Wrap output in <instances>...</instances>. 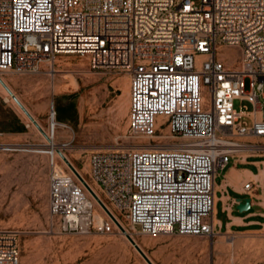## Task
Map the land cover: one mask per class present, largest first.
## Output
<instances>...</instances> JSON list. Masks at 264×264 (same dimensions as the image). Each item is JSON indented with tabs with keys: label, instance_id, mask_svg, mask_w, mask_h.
<instances>
[{
	"label": "built area",
	"instance_id": "built-area-1",
	"mask_svg": "<svg viewBox=\"0 0 264 264\" xmlns=\"http://www.w3.org/2000/svg\"><path fill=\"white\" fill-rule=\"evenodd\" d=\"M221 47L241 51L238 69L218 58ZM65 55L129 76L127 131L148 143L89 154L88 181L75 171L95 200L68 167L67 145L50 140L49 230L211 238L217 175L242 150L264 152L240 141L264 139V0H0V74H55ZM236 100L252 109L238 112ZM20 254V233L0 230V264Z\"/></svg>",
	"mask_w": 264,
	"mask_h": 264
},
{
	"label": "rangeland",
	"instance_id": "rangeland-1",
	"mask_svg": "<svg viewBox=\"0 0 264 264\" xmlns=\"http://www.w3.org/2000/svg\"><path fill=\"white\" fill-rule=\"evenodd\" d=\"M217 56L226 67L239 68L238 48L221 47ZM46 70L35 75L9 73L13 80L9 86L46 131L51 125L50 109L54 108L55 122L67 126L56 127L54 142L67 145L65 153L86 181L84 171L91 152L129 150L148 143L129 137L127 131L128 75L96 73L90 69L88 59L78 55L58 57L54 66L58 73ZM52 83L58 88L53 90ZM249 86L250 80L246 79L245 91ZM260 102L264 114V99ZM234 106L238 112L252 109L246 101L236 100ZM157 122L160 125L162 118ZM242 122L250 125L247 118ZM21 126L24 129L20 130ZM43 136L11 100H6L0 87V230L20 233L21 260L27 247L35 264H146L126 237H68L49 230L48 159L36 152L44 149ZM11 146L22 150L11 151ZM134 238L148 255L155 250L149 243L167 239L142 235ZM216 240L200 239L194 245L199 248L196 255L177 257L166 264H264V232Z\"/></svg>",
	"mask_w": 264,
	"mask_h": 264
},
{
	"label": "crops",
	"instance_id": "crops-1",
	"mask_svg": "<svg viewBox=\"0 0 264 264\" xmlns=\"http://www.w3.org/2000/svg\"><path fill=\"white\" fill-rule=\"evenodd\" d=\"M257 118H264L263 110ZM240 141L264 147V139L244 138ZM246 184H250L248 191L244 190ZM242 199H250V208L239 212L236 209L237 200ZM212 217L214 235L211 238L175 235L149 243L155 249L150 254L153 261L157 264H166L177 257L194 256L199 249L194 245H197L200 239H210L217 243V240L213 241L214 238L227 239L264 232V152L242 150L217 175L214 180Z\"/></svg>",
	"mask_w": 264,
	"mask_h": 264
},
{
	"label": "bare ground",
	"instance_id": "bare-ground-1",
	"mask_svg": "<svg viewBox=\"0 0 264 264\" xmlns=\"http://www.w3.org/2000/svg\"><path fill=\"white\" fill-rule=\"evenodd\" d=\"M84 57H86V56H84ZM87 58V57H86ZM44 67H46V64L44 65ZM238 69V68H237ZM56 73H58V72H56ZM9 73H5V74H0V79H1V81L8 87V89H10V91L13 93V91L11 90V88H10V86H9V82L10 81H13L12 80V78H10L9 77ZM53 82V81H52ZM52 85V89L53 90H55L56 88H58V86L55 84V83H52L51 84ZM0 87H1V89L3 90V92L5 93V95H6V100L7 101H9V100H11L13 103H14V101L11 99V97L7 94V92L5 91V89L2 87V85L0 84ZM29 87V86H28ZM63 88V87H62ZM61 89V88H60ZM127 89H128V91H129V84H128V86H127ZM54 92V91H53ZM13 95L15 96V94L13 93ZM17 98V97H16ZM18 99V98H17ZM19 100V99H18ZM204 101H205V99H204ZM129 102H130V99H129V95H128V99H126V105H125V109H126V111L127 110H129ZM15 104V103H14ZM22 104V103H21ZM16 105V104H15ZM23 105V104H22ZM24 106V105H23ZM25 107V106H24ZM26 108V107H25ZM19 109V108H18ZM20 110V109H19ZM26 110H27V108H26ZM21 111V110H20ZM28 111V110H27ZM29 112V111H28ZM128 112V111H127ZM33 118H34V116L33 115H31ZM37 122V121H36ZM38 123V122H37ZM39 124V123H38ZM51 125H50V127H49V130L48 131H46V130H44L43 128H42V126L41 125H39L41 128H42V130L44 131V133H45V135H47L49 138L48 139H46V138H44V136H43V138H44V141H45V143L43 144V145H41V146H43L44 147V149H38L36 152L37 153H42V154H45V147L48 145V142H49V144H51L50 143V140L55 144V142H54V133H55V130L57 129L56 127H58V128H66L67 126L66 125H62V124H59V123H57V122H54V123H50ZM52 130H53V136L51 135V132H52ZM40 132V131H39ZM40 134V133H39ZM143 139V138H142ZM5 147V146H4ZM9 147V146H8ZM135 148H141V147H135ZM10 150L11 151H17V150H22V148L21 147H19V146H11L10 147ZM26 151V150H25ZM65 156H66V158L68 159V161H69V164L74 168V170H76L81 176H82V178L84 179V175L82 174V171H80V170H78V169H76L75 168V166L73 165V163H72V161H71V159L68 157V155L65 153ZM85 180V179H84ZM116 235H119V236H122L123 238H125L126 237V235L125 234H112V235H108V236H116ZM121 238V237H120ZM122 238V239H123ZM127 241H128V239H127ZM126 241V242H127ZM133 241L135 242V244L141 249V251L145 254V256L148 258V260L152 263V264H155L154 263V261H153V259H152V257L150 256V255H148L147 254V252L145 251V249L143 248V246L136 240V238H134V236H133ZM129 242V241H128ZM129 244H130V242H129ZM198 244V243H197ZM131 245V244H130ZM132 246V245H131ZM135 250V249H134ZM25 256L24 257H22V260H21V257H20V263L22 262V264H35L34 263V258L32 257V255H31V252L29 251V248H27L26 247V249H25ZM140 256V255H139ZM170 260V259H169ZM165 262V261H164ZM180 264V263H179Z\"/></svg>",
	"mask_w": 264,
	"mask_h": 264
},
{
	"label": "water",
	"instance_id": "water-1",
	"mask_svg": "<svg viewBox=\"0 0 264 264\" xmlns=\"http://www.w3.org/2000/svg\"><path fill=\"white\" fill-rule=\"evenodd\" d=\"M0 84L2 85V87L5 89V91L7 92V94L11 97V99L14 101V103L16 104V106L21 110V112L25 115V117L30 121V123L36 127L38 129V131H40L45 137V133L42 130V128L39 126V124L36 122V120L31 116V114L26 110V108L21 104V102L16 98V96L13 95V93L10 91V89H8V87L1 81L0 79ZM47 138V137H46ZM68 167L76 174V171L74 170V168L66 161ZM77 175V174H76ZM78 176V175H77ZM78 178L80 179V181L84 184V186L87 188V190L90 192V194L93 196V198L95 200L96 196L93 194V192L88 188V186L84 183V181L78 176ZM99 202V201H98ZM237 207L236 209L239 212H244L247 211L250 208V199H242V200H237ZM126 238L128 239V241L130 242V244L132 245V247L135 249V251L141 256V258L145 261L146 264H152L148 258L145 256V254L141 251V249L135 244V242L128 236L126 235Z\"/></svg>",
	"mask_w": 264,
	"mask_h": 264
},
{
	"label": "trees",
	"instance_id": "trees-1",
	"mask_svg": "<svg viewBox=\"0 0 264 264\" xmlns=\"http://www.w3.org/2000/svg\"><path fill=\"white\" fill-rule=\"evenodd\" d=\"M17 122H20V121L17 120ZM22 129H24V126H21L20 130H22Z\"/></svg>",
	"mask_w": 264,
	"mask_h": 264
}]
</instances>
